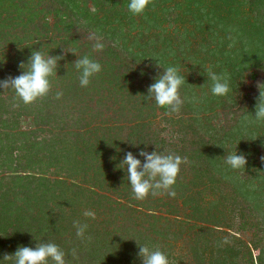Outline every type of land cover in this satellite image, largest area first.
I'll return each instance as SVG.
<instances>
[{
  "label": "trees",
  "instance_id": "trees-1",
  "mask_svg": "<svg viewBox=\"0 0 264 264\" xmlns=\"http://www.w3.org/2000/svg\"><path fill=\"white\" fill-rule=\"evenodd\" d=\"M236 1L152 0L143 14L133 15L128 10L129 0H0V49L8 56L11 52L13 55L6 61L0 58V80L21 75L19 65L27 64L34 50L65 57L59 61L57 74L50 77L49 94L33 104L25 105L12 90L3 93L0 89V122L5 128L0 132V168L13 170L15 165L14 173L21 172L14 177L15 186L25 188L23 191L4 190L0 193V258L3 253H14L20 245L35 248L37 242L51 241L67 254L73 248L77 253L86 252L91 263L142 264L137 255V242L154 248L160 244L146 233L148 224L143 219H154L160 223L164 217L155 214L154 206L143 207L146 206L143 201L133 198L126 172L117 167L128 152L142 163L141 151L157 149L187 158L188 163L181 165L174 191L178 202L183 198L184 205H190L188 217L197 215L201 207L194 194L199 197L209 185H212L214 193L217 189L222 191L229 187L228 184L221 187L223 183H219L211 168L223 173L218 158L224 154L226 143L231 139V128L237 124L224 130V134L204 131L203 117L194 111L192 101L193 88L208 87L210 93H204L207 96L206 107L215 106L217 100L229 106L240 104L239 110L250 113V117L244 121L240 120L244 117L242 115L234 118L236 123L242 122L243 127L238 126L237 129L240 133L252 130L250 126L255 121L252 109L255 108L256 112L259 90L257 84L247 85L246 77L255 82L264 72V62L261 61L264 59V21L260 19L262 15L257 16L256 23L245 21L240 17ZM260 1L264 8V0ZM50 17L54 18L53 23L49 22ZM183 17L191 21L193 28L188 29L183 21L181 37L174 38L166 32L164 25H171ZM82 30L85 32L79 33ZM226 31L237 41L230 43H239V47L228 49L219 43L223 40L220 33ZM90 34L103 37V51H92L94 41L88 38ZM201 36L203 40L192 45L191 39H200ZM70 52L80 57L88 55L102 66L101 72L91 78L87 87L80 85V74L73 65L78 57ZM208 53L218 58L212 63L213 72L222 73L228 79L231 91L226 96L217 97L211 93L212 82L208 76L202 81H191L189 85L188 77L180 71L182 56L186 59L192 56L199 62L201 58L198 56L202 55L204 59ZM218 62L220 65L215 68ZM169 66L178 68L185 80L180 89L183 105L179 113L172 115L145 97L148 88ZM246 67L252 70L248 75L245 74ZM196 68L199 69L198 74L208 71L201 70L200 65ZM192 84H195L193 88ZM57 92L63 93L60 99L56 98ZM159 114L171 118L172 122L177 118L182 135L179 143H167L157 132L155 120ZM257 122L264 124V121ZM47 133L52 135L48 137ZM52 169L56 172L54 175L58 174L54 181L48 177ZM231 170L229 168L228 171L232 173ZM64 177L71 181L67 188ZM249 178L245 175L241 180L246 187L241 199L244 205L238 212L239 230H252L258 234L264 229L246 201L257 194L249 191V184L254 180L249 182ZM23 181L31 185L39 183V187L33 190L22 185ZM83 184L90 187L85 189ZM117 184L122 186L119 192L115 188ZM100 188L118 198L101 194ZM67 190L75 195L65 199ZM84 193L87 206L99 209L105 207L104 198L109 199L122 206L124 213L131 212L128 214L132 222L121 221V214L117 212L119 208L116 209L118 205H112L109 209L114 216L113 228L106 232L100 228V231L87 230L86 237L91 239L80 240L73 221H81L83 211H78L75 203ZM221 194L222 200H226L224 193ZM169 197L167 194L161 197L159 204L162 208ZM56 198L69 201L71 208L48 213L46 208H52L49 201ZM121 198L127 201L126 205L119 204ZM37 208L39 211L34 212ZM172 209L175 208H171L170 213L180 212L179 208L176 211ZM206 210L211 213L210 206ZM169 221L165 219L168 228L172 225ZM215 226L232 229V225L225 222H215ZM68 229L72 230L73 238H61ZM251 245L259 249L254 241ZM247 248L248 257L254 264L253 252L249 245ZM161 251L169 259L166 248Z\"/></svg>",
  "mask_w": 264,
  "mask_h": 264
},
{
  "label": "rangeland",
  "instance_id": "rangeland-1",
  "mask_svg": "<svg viewBox=\"0 0 264 264\" xmlns=\"http://www.w3.org/2000/svg\"><path fill=\"white\" fill-rule=\"evenodd\" d=\"M252 1H255L254 4ZM264 3V2H263ZM240 9V17L244 18L245 21H252L254 23L255 20H258L259 15L261 16V20L264 21V8H262V2L260 0H237L236 4ZM90 7V6H89ZM264 7V6H263ZM225 15V14H224ZM187 20V21H186ZM186 22V27L188 29H192L191 21L185 17L179 18L177 22H172L173 24L169 25L166 24L165 28L167 29V33H170V35H173L174 38L181 37L179 36L181 33H183L184 29V23ZM51 23L54 22V18L50 17ZM163 26V27H164ZM78 31V30H77ZM85 32L84 30L79 31V33ZM232 33V30H230ZM229 31L221 32L220 36L223 40L219 41V43L225 44L228 49H233L239 47V43H237L235 38H230L231 34ZM60 39V38H59ZM191 39V38H190ZM232 39V40H230ZM202 36L200 39L194 38L191 39V43L196 44L197 42L202 41ZM229 42V43H228ZM230 42H236V43H230ZM201 50V49H200ZM170 51V50H168ZM208 52V51H207ZM220 54V52H217ZM209 55L206 56V58L202 59V55H199L201 60L199 62H196V60L190 56L189 59H186L184 56H182L183 62L180 64V71L184 74L185 77H188V83L193 81L196 82L197 80H204V77L208 76V73L211 71L213 72V66L212 63L216 62L218 58L213 57V53H208ZM178 55V54H177ZM206 54L204 53V56ZM12 52L10 53V56H8L7 52H4L0 49V58L6 60H9L12 58ZM174 57V56H170ZM221 58V56H220ZM195 60V62H194ZM177 61H181L180 59H177ZM261 61L264 62V59ZM63 63V62H62ZM195 65V66H194ZM196 65H200L201 70H207L203 71V74H198L199 69L196 68ZM219 62L216 64L215 68L219 66ZM256 69V68H254ZM252 70H250L248 67H246V73L249 74ZM221 75H223L221 73ZM225 76V75H224ZM264 72H261L257 80L254 82L248 77H246L247 85L251 84H257V82L263 81ZM187 83V85H188ZM190 85V83H189ZM202 85V82L201 84ZM195 86V84H192V88ZM191 88V89H192ZM194 95H193V105L195 106L194 111H197L199 114V117L201 118V124L204 131H212L214 132H220V134H224L223 131L226 129H230V126L234 125L232 129V133H230L231 139L228 141L229 143H226L224 154L221 155L218 159L221 161V168L223 169V173H218L216 168H211V171L213 174H215L216 179L219 180V183L223 185L221 187H225V184H228L229 187H225L222 191L220 189H217L216 192L212 191V185H209V187H206L207 190L200 195L199 197L197 194H194V198L196 201H198V205L200 207L199 213L197 215H194V217H188V213L190 211V205L186 207L184 205L183 198H179L180 201L178 202V199L169 197L166 202H164L165 206L162 208L160 206L161 197H163L165 194L159 195V196H152L149 195L148 198L143 201V203L147 206H154L155 214L157 216L164 217L160 220V223L155 221L154 219L148 220V218H145L144 222L147 225V231L148 235H151L153 239H156L160 244H157L155 248H159L160 250H163L164 247L166 248V253L169 256V262L170 264H253L251 262V259L248 257V248L249 245L252 252H253V261L254 264H264V231L259 232L258 234H255L252 230L250 231H241L239 230V224H240V218L238 217V212L240 210V207L244 205L242 203V197L244 193V189L246 186L242 183V176L245 175L250 176V178L247 180L250 182V180L254 179L253 182H250L249 184V191L256 192L254 198H247L246 201L249 202L251 206V211L257 216L261 227L264 229V124L256 123V120L254 121V125H251L250 129L252 130H246V132L240 133V130L237 129L238 126H242L241 123H236L235 119L236 117H240L241 115L244 116L243 118L240 117V120L244 121L247 120L250 116L249 114H245V112L239 110L240 104H234L232 103V106L227 105L226 103H219L218 100L215 103V106H205L207 103L205 102V99L207 96H204V93L206 94L209 92V88H204L203 86H197L195 87ZM238 90V89H236ZM246 91V90H245ZM234 92V91H233ZM210 93V92H209ZM236 95V94H235ZM233 100L234 98L230 96ZM238 97V95H236ZM230 110H233L234 113H232ZM255 113V108L252 109V114ZM74 115V114H73ZM76 118V116H74ZM242 118V119H241ZM176 120L171 121V118L159 114L156 117L155 124H156V130L161 134L163 139L167 140V143L170 142H177L179 143V138L182 137L181 133H179L181 129L180 123ZM177 121V122H176ZM77 125L82 126V124L78 123ZM48 126L47 128H49ZM243 127V126H242ZM5 128L2 126L0 122V132H4ZM48 137H50L52 134L47 133ZM166 143V145H168ZM237 151L238 153L245 154L248 160V164L245 169H239V170H231L233 171L230 173L229 166L224 167V157L227 155V153H233ZM229 167V168H227ZM16 166L13 165V170L3 169L0 168V189L1 192L5 190H11L18 191L24 190L25 188H20L15 186V178L17 175H19L21 172L14 173ZM221 169V170H222ZM13 171V172H12ZM220 171V170H219ZM55 170L52 169L51 172L48 174V177L51 178L52 181L54 179H58V174L54 175ZM229 177H228V175ZM237 173V177H236ZM25 175V174H23ZM61 176V175H60ZM226 178V179H225ZM181 177H179V180ZM257 179H260L258 181ZM64 180L66 183V188L70 185L71 181L64 177ZM203 182V181H202ZM183 183V182H182ZM22 185H26L29 188H32L33 190H37L34 188L39 187V183L35 184H27L26 181H23L21 183ZM248 184V183H247ZM256 186V187H255ZM83 187L85 189L90 187V185L83 184ZM117 192L120 188H122L121 185L117 184L115 186ZM202 190V187H200ZM31 189V190H32ZM71 189V188H70ZM205 189V188H204ZM19 190V191H20ZM95 190H97L95 188ZM68 195L65 199L69 198L70 196L75 195L72 191L67 190ZM204 191V190H203ZM36 192V191H34ZM86 194L88 190L85 191ZM99 192L101 194L108 195L111 192H107L106 190L99 189ZM116 192V193H117ZM224 193L226 200H222V194ZM37 193V192H36ZM91 193V192H90ZM214 193V194H213ZM56 195H59L57 193ZM89 195V192H88ZM113 198H118L117 196L111 195ZM249 196V195H248ZM76 197V196H75ZM63 200V201H62ZM87 199L85 198V193L81 195V197L76 201V208L78 211H83V213L87 210H91L95 213L96 218L93 220L91 218H86L84 215L80 216V219L82 222H87L89 225L88 230L89 231H100V229H104L106 232L110 228H113L114 226V216L111 215V211L109 207L112 205H118V203L111 202L109 199L104 198L105 207H98L91 208V206H87L85 204V201ZM189 202V197L187 198ZM240 202H238V201ZM119 204L126 205L127 201L125 199L119 200ZM69 201L63 199L56 198L52 201H49V206L52 208H46V211L48 213H52L53 211H60L61 210H69L67 208H71L69 206ZM178 205V207H177ZM219 205V206H218ZM135 206V205H134ZM157 206V207H156ZM185 206V207H184ZM211 208V213H208L207 208ZM218 206V207H216ZM136 207V206H135ZM138 207V206H137ZM141 208L142 210H146V208ZM119 208V209H117ZM171 208H175L172 210L176 211V208L180 209V213H170ZM118 210L117 212H120V220H124L126 222L130 223L132 222L130 220L131 212H123L122 206L118 205L116 207ZM29 211V210H27ZM33 211V210H31ZM39 211V209H35L34 212ZM114 211V210H112ZM130 215H129V214ZM81 215V214H80ZM198 218V219H197ZM165 219L170 220L171 227L168 228V224L165 222ZM149 221V222H148ZM215 222H225L230 225H232V229H228L225 227H219L216 228ZM150 224V225H149ZM218 229V230H215ZM67 232H63V235H61V238L65 239H71L73 238V235L70 234L71 229H68ZM168 230L170 232H168ZM225 239L228 241L227 243H224ZM254 241L257 245H259V249L256 250L253 245H251V242ZM154 248V247H153ZM71 253V252H70ZM78 259H73L72 256L68 253L66 255V260L68 264H95L91 263L90 256L84 252L83 254L77 253ZM260 255V256H259ZM259 260V261H258ZM262 261V262H261Z\"/></svg>",
  "mask_w": 264,
  "mask_h": 264
},
{
  "label": "clouds",
  "instance_id": "clouds-1",
  "mask_svg": "<svg viewBox=\"0 0 264 264\" xmlns=\"http://www.w3.org/2000/svg\"><path fill=\"white\" fill-rule=\"evenodd\" d=\"M152 0H129L128 10L133 15L143 14ZM94 41L92 51H103L105 45L102 43L103 37L98 34H90L88 37ZM65 53H69L64 50ZM72 53V52H70ZM76 55L75 53H72ZM73 63L79 72V82L81 87H87L91 78L101 72L102 66L99 62L91 59L88 55L80 57ZM61 56L45 55L41 50L32 51L27 64L21 63V75L8 77L0 80V89L3 93L12 90L16 97L25 105L35 103L38 99L47 96L51 90L50 77L57 74L59 61L64 59ZM157 67H159L157 65ZM161 68V67H159ZM211 82V93L214 96L222 97L231 91L227 77L209 72L207 77ZM185 83L184 77L179 74V69L169 66L163 69L162 74L156 78L155 82L148 88L149 100H154L156 106L167 109V114L179 113L183 105L180 89ZM259 96L257 98L255 120L264 121V82H257ZM62 92L56 93V98L62 97ZM144 161L137 159L132 152L126 153L122 162L118 164V169L126 172V180L131 186L133 198L145 200L149 195L159 196L167 194L175 197L174 185L181 171V165L187 164L186 157L161 152L158 149L153 152L141 151L139 153ZM264 159V158H262ZM225 163L233 170L245 169L248 160L245 154L227 153L224 157ZM84 217L95 219L93 211L87 210L83 213ZM76 236L80 240L88 239L86 232L89 225L80 220L73 221ZM228 241L225 239L224 243ZM138 245V257L142 264H170L166 254L158 247L153 248L147 244ZM68 255L59 245L51 241L37 242L35 248L20 245L12 253H3L0 264H68ZM70 255L73 259H78L77 249L73 248Z\"/></svg>",
  "mask_w": 264,
  "mask_h": 264
}]
</instances>
